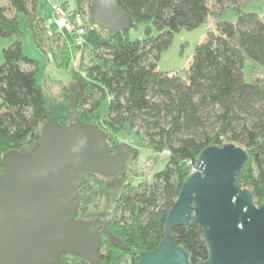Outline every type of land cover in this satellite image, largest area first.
I'll use <instances>...</instances> for the list:
<instances>
[{"label":"trees","instance_id":"trees-1","mask_svg":"<svg viewBox=\"0 0 264 264\" xmlns=\"http://www.w3.org/2000/svg\"><path fill=\"white\" fill-rule=\"evenodd\" d=\"M90 1L74 0L73 10L81 11L86 5L89 10ZM247 1L117 0L131 20L130 29L145 23L157 34L152 36L147 27L142 38L129 40L130 29L114 38L100 36L102 29H89L81 46L82 52L90 47L88 56L94 58L83 70L88 94L74 100L65 86L55 99L38 84L37 65L22 52L18 16H24L38 49L47 43L57 68L70 62L67 37L56 30L46 37L47 28L37 13L39 0H7V7L0 6V37L15 40L2 50L0 63V173L3 155L11 150L27 153L50 118L62 128L77 116L103 130L111 153L121 150L113 136L127 128L153 150H167L164 168L152 175L151 182L121 187L105 223L128 251L112 247L103 236L102 264H136L141 252L158 245L166 214L206 147L226 143L241 147L247 160L236 180L250 191L255 205L264 203V79L245 83L241 72L244 56L264 68V15L243 11ZM230 9L235 11L234 21L222 20ZM209 18L213 23L195 47L185 74L158 71L159 54L172 35ZM105 100L101 125L95 124V112ZM103 195L97 175H86L78 188L76 218L99 217L95 202ZM171 236L188 253L191 264L206 260L201 231L193 219L173 228ZM60 262L88 264L71 254L61 255Z\"/></svg>","mask_w":264,"mask_h":264},{"label":"water","instance_id":"water-1","mask_svg":"<svg viewBox=\"0 0 264 264\" xmlns=\"http://www.w3.org/2000/svg\"><path fill=\"white\" fill-rule=\"evenodd\" d=\"M90 23L114 38L128 31L131 20L117 0H91ZM129 153H111L106 133L77 116L59 128L54 118L43 125L27 152H6L0 173V264H61L71 254L88 264H102L103 236L128 251L99 218L79 220L78 188L88 174L113 177ZM247 160L234 143L204 148L194 171L184 179L168 210L164 236L136 264H191L171 230L191 219L201 231L207 257L197 264H264V203L255 205L236 176Z\"/></svg>","mask_w":264,"mask_h":264},{"label":"rangeland","instance_id":"rangeland-1","mask_svg":"<svg viewBox=\"0 0 264 264\" xmlns=\"http://www.w3.org/2000/svg\"><path fill=\"white\" fill-rule=\"evenodd\" d=\"M57 4L66 10H72L74 16L70 19H75L76 16L81 18L84 25L91 26L95 30H101L99 27L90 23L87 5L81 11L74 9V0H39L37 13L43 18L44 25L47 28L46 37L51 36V30H56L53 23V14L51 5ZM0 6H8L7 0H0ZM243 11L253 12L262 17L264 15V0H249L243 7ZM9 13H12L9 12ZM235 11L227 10L221 16L222 20L234 21ZM81 16V17H80ZM20 28V41L22 52L25 57L35 61L37 71L35 79L40 84L48 96L58 99L61 95L62 87H66L74 100L81 99L88 94V81L85 78L84 68L87 64L92 63L93 59L89 52L92 51L88 47L82 52L80 46L74 44L72 38L67 33H63L67 37L71 56L69 65L65 68H57L52 61V53L49 50L47 43L43 50L38 49L34 45V41L29 30L25 18L22 14L18 16ZM213 23L212 19L198 27L186 30L181 29L172 35L169 46L160 52L157 61V70L183 76L188 69L195 47L201 43L205 37L207 28ZM150 28V34L156 35V30L148 24L139 23L128 31L127 38L134 40L142 38L146 28ZM100 36L107 37L109 34L105 30L98 32ZM15 37L2 38L0 37V63L3 61L2 50L8 47ZM48 42V41H47ZM242 79L245 83H251L255 78L264 79V68L252 61L247 56L243 58ZM88 105L84 104V108ZM107 101H103L95 112V124L101 125V118L106 111ZM41 129V128H40ZM114 141L120 145L123 151H130V159L126 163L124 169L113 177L97 176L102 189L103 197L95 202L98 205L96 213L99 218L105 220L109 218V213L112 211L114 200L119 196L121 187L125 184L132 186L141 182H151L152 175L161 171L164 168L167 160V150H153L146 143L141 142V139L134 130L124 129L113 136ZM140 139V140H139ZM133 150V152H131ZM194 171V166L190 167L189 172ZM95 218V217H94ZM97 218V217H96Z\"/></svg>","mask_w":264,"mask_h":264},{"label":"built area","instance_id":"built-area-1","mask_svg":"<svg viewBox=\"0 0 264 264\" xmlns=\"http://www.w3.org/2000/svg\"><path fill=\"white\" fill-rule=\"evenodd\" d=\"M51 10L56 31L67 33L71 36L74 44L81 47L84 44L85 34L93 27L84 25L83 21H81V18H78V16L71 20L70 17L74 16L73 11L66 10L60 5H51Z\"/></svg>","mask_w":264,"mask_h":264},{"label":"flooded vegetation","instance_id":"flooded-vegetation-1","mask_svg":"<svg viewBox=\"0 0 264 264\" xmlns=\"http://www.w3.org/2000/svg\"><path fill=\"white\" fill-rule=\"evenodd\" d=\"M130 156V155H129ZM129 159H130V157H129ZM96 218V217H95ZM97 218H99V217H97ZM94 218H92L91 220H88V219H86V221H88L89 223H91V221L93 220ZM100 219V218H99ZM102 220V219H101ZM102 221H104L105 222V220H102Z\"/></svg>","mask_w":264,"mask_h":264},{"label":"crops","instance_id":"crops-1","mask_svg":"<svg viewBox=\"0 0 264 264\" xmlns=\"http://www.w3.org/2000/svg\"><path fill=\"white\" fill-rule=\"evenodd\" d=\"M41 17H42V15H41Z\"/></svg>","mask_w":264,"mask_h":264},{"label":"bare ground","instance_id":"bare-ground-1","mask_svg":"<svg viewBox=\"0 0 264 264\" xmlns=\"http://www.w3.org/2000/svg\"><path fill=\"white\" fill-rule=\"evenodd\" d=\"M130 155V154H129Z\"/></svg>","mask_w":264,"mask_h":264}]
</instances>
